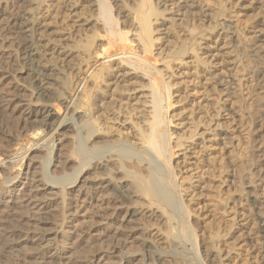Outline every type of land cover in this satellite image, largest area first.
<instances>
[{"label": "bare ground", "instance_id": "obj_1", "mask_svg": "<svg viewBox=\"0 0 264 264\" xmlns=\"http://www.w3.org/2000/svg\"><path fill=\"white\" fill-rule=\"evenodd\" d=\"M156 1L162 7L161 12L153 8L150 0H133L131 8H118L119 0H113L118 8L114 15L111 0H0V37L15 36L20 31L27 41L25 53L30 58L35 55L30 40L50 30L39 17L47 14L52 4L62 3V10L84 17L82 24L94 29L81 44L79 59L86 69L83 72L78 65L76 88L66 105L69 113L63 117L52 103L54 91L50 82L54 81L50 75L44 74L48 76L44 78L46 81L37 83L35 91L27 94L10 71L0 75V88H5L0 94L1 112L11 116L19 114L23 120L36 124L34 135L43 134L40 147L46 149L45 174L40 179H26L37 163V157L29 156L24 181L11 178L15 182L9 186L18 185L6 189L1 200L8 212L32 218L49 206V196L55 195L56 189L62 193L65 186L78 182L79 195L83 186L93 194L105 190L119 204L112 212L100 216L101 231L111 230L113 219L123 212L115 230L126 233L124 239L128 244L136 240L142 244L141 236L146 228L139 223L140 213L134 208L135 201L141 199L164 210L163 220L173 225L167 237L156 236L158 241L185 240L199 256L197 225L191 220L193 216L206 218L209 211L206 198L222 186L218 182L224 172L221 179L231 197L236 165L235 80L230 73L225 77V95L220 99L222 111L212 114L213 104L207 99L200 74L204 69L209 71L211 74L205 81H211L217 72L221 73L222 64L233 63L228 40H235V33L225 27L216 29V40L212 43L190 30L182 29L176 35L170 22L180 17V12L190 9L192 2ZM31 6L34 8L30 9ZM40 8V16L31 13ZM83 10H88L89 16H84ZM203 14L212 19L207 11ZM253 34L260 52L264 53V19ZM70 37L66 33L60 38ZM177 37L181 45L175 47ZM52 41L55 40H42L50 53L66 47L56 49ZM40 74L34 75L35 80ZM259 76L264 88V68H260ZM68 127L72 129L76 145L73 173L55 175L59 163L52 159L57 149L53 137ZM4 152L0 153V168L7 169L14 154ZM218 170L221 175H216ZM200 200L205 201L196 204L202 205L197 206L205 210L202 214L194 211L196 207L188 206ZM241 222V227L246 225L245 218ZM96 232L95 237L100 233ZM66 250L64 245L47 250L39 257V264H63L67 259ZM109 254L113 255V251ZM161 258L157 256V260L147 264H155ZM105 260L106 255L100 256L95 264Z\"/></svg>", "mask_w": 264, "mask_h": 264}, {"label": "rangeland", "instance_id": "obj_2", "mask_svg": "<svg viewBox=\"0 0 264 264\" xmlns=\"http://www.w3.org/2000/svg\"><path fill=\"white\" fill-rule=\"evenodd\" d=\"M132 1L119 0L118 8H131ZM189 1L192 2L191 8L180 12V17L170 22L176 35L182 29L190 30L212 43L216 40V29L225 27L235 33V40H228L233 63L230 66L222 64L219 68L221 73L217 72V76L211 81H205L211 74L209 71L204 69V73L200 74L207 99L213 104L210 110L212 114H220L222 111L220 99L225 95V77L230 73L235 80L233 97L236 110V165L234 193L231 197L221 179L225 172L222 171L224 173L221 175V170H218L216 175H221V181H217L219 187L222 185L219 188L221 192L216 188L217 192L215 189L211 193L216 198L213 199L211 194V197L206 198V209H209L206 211V218L193 216L191 220L198 226L195 228L199 256L185 240L174 238L173 242L165 239L158 241L156 236L167 237L173 225L163 220L164 210L150 206L141 199H134V208L140 213L139 223L146 228L141 236L142 244L138 240L128 244L124 239L126 233L115 230L123 212H118L119 216L113 219L114 229L101 231L100 216L112 212L119 202L105 190L93 194L86 186L80 189L79 195L78 182L65 186L62 193L54 190L55 195L49 196L51 201L42 214L31 218L25 214L8 212L1 200L2 193L18 185L16 183L11 187L9 184L24 181L29 156L37 157V163L26 179L31 181L44 175L46 149L40 147L43 134L38 132L37 136L34 135L36 124L23 120L19 114L11 116L0 110V153L12 151L14 154L9 168H0V264H39V257L58 245L67 248V259L63 264H95L96 259L103 255H106V260L102 264H147L157 260V256L162 258L155 264H264V88L259 76L260 68H264V53L260 52L253 34L258 23L264 19V0ZM150 2L156 11H162L156 0ZM117 5L112 2L114 15H117ZM63 6L62 3L52 4L47 14L39 17L43 26L50 30L30 40V47L35 52L32 58L28 56L29 53H25L27 41L20 31L15 36L7 34L0 37V46L3 47L0 51V75L5 70L10 71L11 76L16 78V83L26 90V94L35 91L37 83L45 82L44 78L47 79V75H50V79L54 81L50 82V88L54 91L52 103L59 108L58 115L61 117L69 113L66 105L76 88L78 65L82 67L81 71L86 69L79 59L81 44L94 30L82 24L84 17L69 15V12L61 9ZM32 8L34 6L30 7ZM203 11L212 15V19L207 18ZM83 12L84 16L90 14L88 10ZM31 13L40 16L42 11L40 8ZM66 33L71 37L62 40L60 37ZM49 39L55 40L52 43L56 49L63 45L66 47L59 50V53H50L42 42ZM176 39L174 46L178 47L181 39ZM11 42L13 46L10 45ZM99 63L100 60L97 65ZM37 74L40 75L35 80L34 75ZM88 75L89 72L86 78ZM0 89V94L5 92V88ZM77 92L78 89L76 94ZM218 118L220 123L225 124V121ZM53 141L57 149L54 150L52 159L59 163L55 175L72 174L76 147L72 129L68 127L60 130L54 135ZM14 177L15 181L11 180ZM203 201H194V204L188 202V206L192 209L196 207L194 211L202 214L205 210L197 207L202 206L201 204H196ZM243 218L246 219V225L241 227ZM96 231L100 233L95 237ZM111 251L113 255L110 256Z\"/></svg>", "mask_w": 264, "mask_h": 264}]
</instances>
